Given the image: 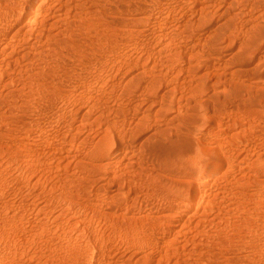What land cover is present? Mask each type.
Masks as SVG:
<instances>
[{"label": "rangeland", "instance_id": "obj_1", "mask_svg": "<svg viewBox=\"0 0 264 264\" xmlns=\"http://www.w3.org/2000/svg\"><path fill=\"white\" fill-rule=\"evenodd\" d=\"M263 9L264 0H0V264H264V110L242 113L222 96L219 108L195 110L202 97L188 93L201 79L204 98L213 85L264 87V38H247ZM60 96L65 109L51 115ZM156 124L191 125L226 150L195 203L206 217L173 253L159 231L141 246L130 238L140 221L167 227L160 184L189 183L158 136L143 142ZM110 128L128 140L109 143L111 164L93 172L87 151Z\"/></svg>", "mask_w": 264, "mask_h": 264}, {"label": "bare ground", "instance_id": "obj_2", "mask_svg": "<svg viewBox=\"0 0 264 264\" xmlns=\"http://www.w3.org/2000/svg\"><path fill=\"white\" fill-rule=\"evenodd\" d=\"M37 4L34 5L36 7ZM37 9V7L35 8ZM264 13V9L262 11ZM253 26V31L247 34V38L254 37L258 39L264 38V18H254L251 21ZM3 47L1 48V50ZM188 84V83H187ZM231 85L228 87L224 86V89L219 90L216 85L212 86V94L209 98H204L203 93L205 85L199 82L195 87H188V93H195L202 98L193 102L195 110H204L210 102L213 103L214 107L219 108L217 99L222 96L225 101H238V106L245 112H262V106L264 105V87L258 85L254 80H246L245 82H230ZM186 93V92H185ZM183 92V95L185 94ZM172 100L177 96H182V93L175 94L172 92L169 95ZM62 97V96H60ZM64 97V95H63ZM58 98L54 104H58V109L54 111L51 115L56 114L60 110L65 109L64 99ZM263 104V105H262ZM262 105V106H261ZM264 107V106H263ZM50 118V116L48 117ZM34 120L33 127L41 130L45 126L44 121L37 122ZM154 130L152 131L143 142L149 141L154 134L158 136V141H156V146L163 151L167 156H172L173 160L177 162L174 166H181V175L189 179V183L181 186L175 187L168 186L167 184H160L158 187L159 191H163L161 200L167 203L162 210L161 214L158 215V219L167 220L166 226L161 227L157 223L156 218L150 223V227L145 230L136 231L130 234V238L135 245H140L145 234L153 231H159L161 238L166 240L167 249L169 252L173 253L179 249L180 243L188 241L191 237L192 230L197 231L196 224L200 219L206 217V208L195 207V203L198 201L199 196L203 193L205 187L208 186L211 179L214 177H219L223 163L222 158L225 154V148L222 140L216 145H209L204 138L194 137V128L191 125L185 126L184 130H178L173 125L161 126L154 125ZM128 140V137L123 131H116L115 129H107L106 131L100 133L94 140V144L87 151V161L90 163L89 170L100 171L106 169L110 164V156L114 154L117 148L107 146L109 143L114 144L118 141L123 142ZM121 143H118V147ZM185 192L187 195L185 196ZM166 208V209H165ZM195 231V232H196ZM85 232V225L79 229L78 232H71V239H79ZM225 237V236H224ZM220 237L222 242H225L226 237ZM230 240V238H229ZM228 240V241H229ZM227 242V241H226ZM230 242V241H229ZM228 242V243H229ZM85 249V246H84ZM159 264V263H156ZM163 264H193L189 263L183 259L177 261H168Z\"/></svg>", "mask_w": 264, "mask_h": 264}]
</instances>
